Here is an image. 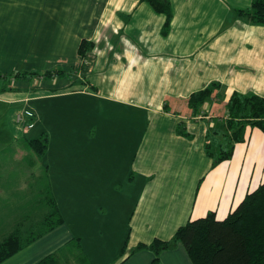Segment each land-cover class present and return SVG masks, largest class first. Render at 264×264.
<instances>
[{
    "label": "crops",
    "instance_id": "obj_1",
    "mask_svg": "<svg viewBox=\"0 0 264 264\" xmlns=\"http://www.w3.org/2000/svg\"><path fill=\"white\" fill-rule=\"evenodd\" d=\"M169 1L164 33L167 16L142 0H0V74H69L11 81L16 90L7 91L0 81V162L24 163L28 141L51 135L44 158L29 149L37 156L31 164L46 168L51 196L68 209L63 225L3 264H39L74 235L94 264H152V252L132 251L170 241L210 213L224 220L264 183L263 131L248 128L233 157L217 166L205 150L208 128L225 123L223 105L234 93L264 97V26L234 12L255 0ZM83 41L95 44L85 58ZM212 83L221 90L189 118L184 101ZM26 111L33 128H42L44 112L54 129L30 138L17 122ZM181 126L192 139L179 135ZM54 130L69 146L56 144ZM12 200L0 196L1 215L13 211ZM160 264L193 263L179 243Z\"/></svg>",
    "mask_w": 264,
    "mask_h": 264
},
{
    "label": "trees",
    "instance_id": "obj_2",
    "mask_svg": "<svg viewBox=\"0 0 264 264\" xmlns=\"http://www.w3.org/2000/svg\"><path fill=\"white\" fill-rule=\"evenodd\" d=\"M149 3L156 13L167 16L164 33L170 29L172 6L169 0H142ZM239 19H244L252 25L264 26V0H255L248 10L234 11ZM95 48V44L83 41L79 47V56L85 58ZM69 77L62 69L53 71L13 72L10 75L0 74V81L8 82L5 90H16L10 86L11 81H41L55 78ZM220 83H212L204 90L193 94L185 102L189 111V118H198L204 112L209 100L215 98L221 90ZM215 96V97H214ZM227 113L225 123L216 121L214 127L207 130L206 153L213 159V166L228 161L233 157L237 144L245 141L248 128L259 129L264 132V97L257 95H242L234 93L224 105ZM182 115L181 113H175ZM186 115V116H187ZM35 117L25 124H34ZM221 131H224L221 133ZM180 136L192 139L185 127L178 129ZM221 134V135H220ZM49 138L44 134L36 139L29 140L28 146L39 157L47 153ZM54 205V204H53ZM55 214L58 210L54 208ZM61 215V214H60ZM55 222L49 216L44 230L37 235L30 233L25 237L21 230H17L5 240L0 241V264L13 258L27 249L40 238L64 224L62 216ZM79 243V242H77ZM185 248L193 264H264V183L255 191L249 193L243 202L224 220H218L214 213L204 218L189 221L178 229L170 241H154L151 245L141 244L132 253L150 251L155 255L152 264H160L161 255L167 250L174 249L178 244ZM81 243L75 248L66 249L60 254H52L42 259L39 264H68L73 259H82ZM124 246L121 254L115 260L118 262L126 252ZM81 254L80 256L78 255ZM85 258L83 257V260Z\"/></svg>",
    "mask_w": 264,
    "mask_h": 264
},
{
    "label": "rangeland",
    "instance_id": "obj_3",
    "mask_svg": "<svg viewBox=\"0 0 264 264\" xmlns=\"http://www.w3.org/2000/svg\"><path fill=\"white\" fill-rule=\"evenodd\" d=\"M2 83L5 86L8 85V82H2ZM43 104H46V102L41 101V105ZM33 105L36 108H38L35 102L33 103ZM26 112L20 113L18 114V116L19 115L24 116ZM64 112L67 113L68 109H66ZM18 116H17V122H18ZM43 116H44V122L42 123V128L39 125H36L35 128L28 129L27 126H25V123L28 121V119L25 117L23 122H18V123L23 124L25 126V131L30 130L31 132L30 138H35L39 134H41L40 132L43 128L52 131L55 127L53 118L49 114L43 112ZM54 132L55 130L53 131V135L57 145H59L60 147L69 146V143L67 145H64L63 140H58ZM44 134H47V136L50 138L48 143V148H51L53 146L52 137L51 135L49 136L48 133H42V135ZM23 145H24L23 143H20L13 146L16 148V147H22ZM26 149H28V154H30V157L26 158L24 163L19 162V157H16L14 159L15 162L14 164L8 163L6 165L5 163L0 162V196L1 197L8 196V197H12L13 199L11 203L13 211L7 213L6 215L0 214V241L5 240L16 230H21L22 233H24L25 237L32 236L29 235L30 233L37 235L40 231L42 232L44 230L49 216L53 217L52 218L53 222H55L58 218H61L60 216H62L65 223L66 216L63 210L65 212L66 211L68 212V209H66L64 205L58 203L59 200L57 197L51 196L52 189H50L48 184V177L45 171L46 168L42 167V165L40 166L38 162L36 164H31V162L37 156H35V154L31 152L32 150L28 145L26 146ZM29 149L31 151H29ZM9 151L1 155V157L5 159V155H8ZM27 198L30 200V204L24 206L26 211L19 212L20 211L19 207L23 206L21 205V203L26 202L25 199ZM54 208H56L58 210V213L60 212L61 215L55 214ZM126 225L127 224H125V226ZM126 232L127 231L125 230L124 231L125 235ZM82 236L84 238V243L88 244L89 242L86 243V235L83 234ZM102 237H104V235ZM70 238L71 241L65 243V245L53 251L52 254L55 253L60 254L66 249V246H68V249L70 247L75 248L77 244L79 245V243H81L80 253L82 254V259L79 257V261L74 260L76 259V254L73 252V259L71 260V263L68 264H94L91 258L90 257L88 258L85 254L86 252L84 250L82 240L80 239L81 237H77L74 235V237L71 236ZM109 246H110V251L112 253V246L111 245ZM110 251H108L107 254L105 253L107 258L108 256H110L108 255ZM81 254L78 253L79 256ZM83 257L85 258L84 260ZM103 264H106V262H104Z\"/></svg>",
    "mask_w": 264,
    "mask_h": 264
},
{
    "label": "built area",
    "instance_id": "obj_4",
    "mask_svg": "<svg viewBox=\"0 0 264 264\" xmlns=\"http://www.w3.org/2000/svg\"><path fill=\"white\" fill-rule=\"evenodd\" d=\"M24 117L27 118L28 120H30L31 118H34L35 116L31 112L27 111L24 114V116L23 115H19L18 116V122H23L24 121ZM26 126H27L28 129H32L34 127V124L30 123V124H27Z\"/></svg>",
    "mask_w": 264,
    "mask_h": 264
}]
</instances>
